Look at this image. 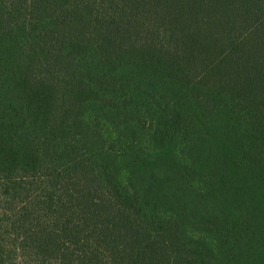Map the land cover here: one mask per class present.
Listing matches in <instances>:
<instances>
[{
    "label": "trees",
    "instance_id": "trees-1",
    "mask_svg": "<svg viewBox=\"0 0 264 264\" xmlns=\"http://www.w3.org/2000/svg\"><path fill=\"white\" fill-rule=\"evenodd\" d=\"M0 264H264V0H0Z\"/></svg>",
    "mask_w": 264,
    "mask_h": 264
}]
</instances>
